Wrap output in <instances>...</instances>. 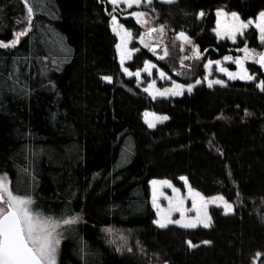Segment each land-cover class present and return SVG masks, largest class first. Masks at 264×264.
I'll list each match as a JSON object with an SVG mask.
<instances>
[{"label": "trees", "instance_id": "16d2710c", "mask_svg": "<svg viewBox=\"0 0 264 264\" xmlns=\"http://www.w3.org/2000/svg\"><path fill=\"white\" fill-rule=\"evenodd\" d=\"M218 9L256 20L264 0H153L143 10L171 35L186 32L202 59L183 70L140 49L126 67L150 61L192 84L207 60L245 42L264 52L252 27L236 42L218 39ZM113 12L109 0H0V41L28 27L0 47V174L45 216L78 217L61 229L58 264H264V68L248 63L249 82L218 75L224 84L154 99L123 72ZM121 19L139 38L142 27ZM145 112L168 120L150 128ZM181 177L234 213L212 208L209 228H158L150 182L184 188Z\"/></svg>", "mask_w": 264, "mask_h": 264}, {"label": "snow or ice", "instance_id": "6c2138e0", "mask_svg": "<svg viewBox=\"0 0 264 264\" xmlns=\"http://www.w3.org/2000/svg\"><path fill=\"white\" fill-rule=\"evenodd\" d=\"M123 3L128 8H132L135 6H140L142 2H146L147 4H151L152 0H110V3L113 5V11H116V5ZM162 3H172L173 0H161ZM25 5L27 6L28 0H24ZM29 14L32 13L33 9L31 7L27 8ZM221 9L217 10V15H220ZM152 12L156 13L155 7H152ZM132 17L136 18L138 23L144 24L146 21L141 18L146 15L143 11H132L129 13ZM158 15V13H157ZM200 16H203L204 13L200 12ZM228 15V13H225ZM230 15L235 18L234 21L225 26L221 31L223 34L233 41L236 40L237 34L243 35V31L245 28L249 26V24H254L255 28L258 30V37L261 44H264V11L259 13V22H254L252 20L243 21L240 20L238 14L235 12L230 13ZM155 19V17H154ZM112 31L116 33L119 37V43H117L116 48L118 50V54L120 57L121 66L124 65L126 59L131 58V52L138 49H129L128 45L132 38V32L130 29L126 28L124 24H119L117 21V17L112 15ZM165 29L164 24H160L158 27H151L148 29L147 34L155 33L159 31L163 33ZM27 29L24 31L18 32L15 34V38L9 42L0 41V47L7 48L9 44L15 45L19 42V37L26 34ZM217 35H220V32H217ZM178 38H180L183 42L187 43L191 41V37L187 35L186 32L181 30L177 34ZM140 42L144 44L145 48H148L153 53L156 52V46H152L148 43L144 42V34L140 35ZM240 52L245 53L244 57H231L224 56L223 60L228 61L232 60L239 67V71L233 72L229 69L220 66L221 61L216 60L212 61L211 59L207 60V63L204 65L205 68H208L212 64L218 66V70L220 72L225 73L230 79H241V80H254V74H249L246 67H244L243 60L249 58V53H255V49H249L247 43L245 42L243 48L237 49ZM193 56L195 58H200L201 53L199 52L198 45H192ZM167 47L164 48V56H166ZM163 58V57H159ZM188 58V57H185ZM256 63H258L261 67H264V52L258 54V59L255 56L252 57ZM146 69L148 70L151 65L150 61H146ZM123 72L131 76L133 73L127 67H123ZM161 77L165 74L163 72L160 73ZM135 76H140V71L135 72ZM105 81H112V76H104L102 77ZM154 81L148 88H145L144 91L148 92L150 88L154 85ZM196 84L201 83V80H196ZM213 83L216 84H224L225 81L221 79H216L215 81H209L208 86L212 87ZM261 91H264V80H259L256 85ZM187 87V90L191 92L193 85L188 84H174L173 88H165L159 91L160 95L171 94L181 95L182 90ZM153 98H155V94H153ZM247 114V112H246ZM155 115V114H153ZM163 119H167L166 116L162 117ZM150 127H155L154 123L149 124ZM181 179H186L181 177ZM153 185L157 184L156 180L151 181ZM162 184L170 185V182L165 180L161 181ZM174 192L179 193V189L174 188ZM200 193H196V196H200ZM209 198H202V202L197 204L195 199L193 200V208L196 210V215L192 217H186L185 215V207L184 200L177 196L175 203L172 204L170 202V207L166 214L161 215L160 219H157L155 223L160 228H165L168 224L179 225L185 229H192L198 226H203L205 228L210 227L211 224V216L207 212V202ZM223 200V197H220ZM34 203L33 197L29 194H18L14 192V190L10 186V181H7L4 177L0 176V264H56V252L61 242L62 233L57 232V228L60 227L61 224L68 225L73 221L78 219V217H61L59 219L45 216L39 210H36L32 207ZM153 205L157 208L159 206L156 204L155 190L153 192ZM223 207L225 211H232L233 206L224 201ZM173 212H177L180 214L179 219H171V215ZM189 246L195 247L192 245L191 241L187 242ZM203 243L208 244L210 241H204ZM260 255V253H257ZM167 264V262H165Z\"/></svg>", "mask_w": 264, "mask_h": 264}, {"label": "rangeland", "instance_id": "374dc122", "mask_svg": "<svg viewBox=\"0 0 264 264\" xmlns=\"http://www.w3.org/2000/svg\"><path fill=\"white\" fill-rule=\"evenodd\" d=\"M147 5H149V4H147L146 2H142L140 6H135L134 5L132 8H128L126 5H124L121 2L120 4L115 6L116 7V11L113 12L112 15H115L117 17V21H118L119 24H123L121 18H133L135 20V22L142 27V30H143L142 34H144V42L148 43V44H150L152 46L159 45L158 47H156V52L153 53L148 48L144 47V44L140 42V37L139 38H134L133 34H132V38H131L130 43L128 45L129 49H138V50L146 49V50L150 51L160 61H167V59L175 58V59L178 60L179 67L182 68L183 70L184 69H188L190 67V66L187 65L188 62H193L195 60L202 59V56L200 58H195L193 56V51H192V45L194 44L193 40H191L190 42L185 43L180 38H178L177 34L174 35V36L171 35L170 32L166 28L164 29L163 33H160L159 31H157L155 33H151L150 35L147 34V31H148L149 28L158 27L159 26L158 23H157V20L154 19V17L151 14H149L146 10H143V7L147 6ZM132 11H143V12H145L146 15L144 17H142L141 19L146 21V23H144V24L138 23L136 21L135 17H132L131 15H129V13H131ZM225 13H228V12L222 10L220 15H217V12H216V16H217V26H216V31H215L216 35H217V32H220V35L219 36L217 35L218 39H221V40L227 39V40H229L231 42H236L238 37L241 36L240 34H237L236 40L233 41L229 37L225 36L223 34V32L221 31V29H223L225 26L231 24L234 21V19H235V18H233L230 15V13H228V15H225ZM238 17H239L240 20H242L239 15H238ZM30 20H31V14H28L27 22L29 23ZM252 21L259 22V16H258V18L256 20H252ZM112 26L113 25H112V20H111V27ZM251 27L255 28L254 24H249V26L244 29L243 34ZM26 29L28 30V27H26ZM18 32H21V31H18ZM257 32H258V30H257ZM114 34L116 35V33H114ZM117 38H118V43H119L120 42L119 41V37L117 36ZM134 45L137 48H135ZM9 46H13V45L9 44ZM165 46L167 47V53H168L166 56H164V48H165ZM138 50H134V51L131 52V58L125 60L124 65L122 66V68L126 67V65L133 59L134 55L138 52ZM117 52H118V50H117ZM258 54L259 53H257V52L249 53L248 54L249 58L243 60L244 67L247 68V64L248 63H251V62L256 63L255 60L252 57L255 56L256 59H258ZM228 56H231L233 58H235L237 56L244 57L245 53L239 52L237 55L236 54H233V55L231 54V55H228ZM118 57H119V54H118ZM159 57H163V58L161 59ZM185 57H188V58H185ZM119 61H120V57H119ZM220 61H221V65L220 66L225 67V68H227V69H229L230 71H233V72L239 71L238 65H236L232 60L225 61V60L222 59ZM151 65H153V66L149 67L148 70H145L146 69V64H145L143 69L139 70L140 71V76L139 77H136L135 76V72H132V71L131 72L133 74L131 76H129L126 73L125 74L128 77H135V78H137L138 81L144 82L145 83V88H148L150 86V84H152V82L154 81L155 82L154 85L147 92L152 98H153V94H155V98L154 99H162V98H170V97H181V96L184 95V93L189 92L187 90V87H185L182 90V94L181 95H175V96H173L171 94H166V95H163V96L160 95L159 94L160 90L165 89V88H173L174 89V84H176V83L183 84V83H180V82H177L176 80H174L161 67H159V65H157V63H151ZM247 70H248V68H247ZM206 71H207V73H206L205 79H203V80L200 79L201 83H199V84L192 83L193 87H192L191 92L196 87H198L199 85L205 84V85L208 86V82L209 81H215L216 79H219L218 75H223V76L226 77V79L232 80V81L239 80V81L249 82V80H241L239 78L230 79L225 73L220 72L218 70V66L215 65V64H212L211 66L206 68ZM161 72H163L165 74L163 77H161V75H160ZM249 74H250V72H249ZM184 85H188V84H184ZM214 85H216V83H213L212 86H214ZM153 114H155V115H153ZM162 117H164V115H159V114H156V113H153V112H145L144 113V120H145V123L148 126H149L150 123H154L155 127H157L158 125H160V124H162V123H164V122H166L168 120L167 116H166L167 119H163ZM155 127H150V128H155ZM0 176L4 177L7 181H9V179L5 175H1L0 174ZM154 180H156L158 183L153 185L150 182V187H151V199H150V201H151V205H152L154 211L156 212L155 221L157 219H160L161 215L167 213V211H168V209L170 207V202L172 204H174L177 196H179L180 198H182L184 200V207H185V210H186L185 211L186 217H192V216L196 215V210L192 206L193 205V200L195 199L196 203L200 204L202 202V198H209L208 202H207V212H208V214L210 216H211V209L212 208H222L226 214L234 213V206L232 204L231 205L233 206V210L232 211H227V212L225 211V209L223 207V204H224V201H226V200H225L224 197H223V200H221L220 197H222V196H213V197L204 196L200 192H198L197 190L191 188L190 185L188 184V182L185 179H183V182L185 183L184 188H178L170 180H167V179H154ZM165 180L169 181L171 186H169L168 184L160 183L161 181H165ZM174 188L179 189L180 190L179 193L174 192L173 191ZM154 190H155L156 204L159 206V208H157V207H155L153 205V192H154ZM196 193H200L201 195L200 196H196ZM179 218H180V214L179 213H177V212H173L172 213L171 219L175 220V219H179ZM211 222H212V217H211ZM155 225L158 228H160L156 223H155ZM64 226H66V225L61 224L60 227L57 228V232L61 233V229ZM169 226H176V227L182 228L179 225H175V224H168L167 227H169ZM210 226H211V224H210ZM198 227L205 228L202 225L198 226ZM198 227H196V228H198ZM196 228H192V229H196ZM160 229H163V228H160ZM60 248H61V242H60V245H59V247L57 249V252H56V264H58L59 255H60Z\"/></svg>", "mask_w": 264, "mask_h": 264}]
</instances>
